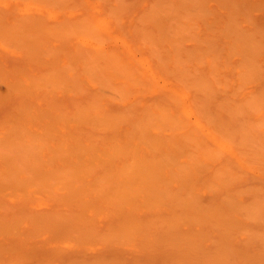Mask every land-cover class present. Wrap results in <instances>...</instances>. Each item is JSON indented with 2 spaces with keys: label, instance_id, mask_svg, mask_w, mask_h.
<instances>
[{
  "label": "bare ground",
  "instance_id": "1",
  "mask_svg": "<svg viewBox=\"0 0 264 264\" xmlns=\"http://www.w3.org/2000/svg\"><path fill=\"white\" fill-rule=\"evenodd\" d=\"M0 264H264V0H0Z\"/></svg>",
  "mask_w": 264,
  "mask_h": 264
}]
</instances>
